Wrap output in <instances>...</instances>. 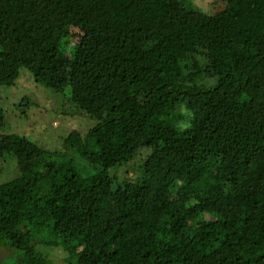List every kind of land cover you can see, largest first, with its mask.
Here are the masks:
<instances>
[{
  "label": "trees",
  "instance_id": "obj_1",
  "mask_svg": "<svg viewBox=\"0 0 264 264\" xmlns=\"http://www.w3.org/2000/svg\"><path fill=\"white\" fill-rule=\"evenodd\" d=\"M199 13L192 0H0L16 65L0 60V97L27 71L94 122L61 151L4 145L1 104L0 181L19 167L0 183L2 264L38 263V244L74 264H264V0H228L201 31ZM35 103L22 98L18 119ZM141 152L146 190L112 175Z\"/></svg>",
  "mask_w": 264,
  "mask_h": 264
},
{
  "label": "rangeland",
  "instance_id": "obj_2",
  "mask_svg": "<svg viewBox=\"0 0 264 264\" xmlns=\"http://www.w3.org/2000/svg\"><path fill=\"white\" fill-rule=\"evenodd\" d=\"M227 1L192 0L195 10L203 15L199 16L200 13L196 14L195 17H199L200 22L197 23V18H194L191 25L200 31L213 27L214 25L210 22L207 15L212 16L218 11H221L226 6ZM197 37L203 39L201 33L197 34L195 38ZM0 60L11 68L16 67L14 62L1 49ZM206 83L213 84L208 78L206 79ZM25 97H28L31 102L35 101L36 103L28 112L29 118L19 120L18 115L20 113L17 105ZM0 106L5 112H8L6 115L9 131L4 135L1 142L4 145L12 142L9 137L13 135L21 140L27 137L34 142L37 149L61 151L63 150V138L67 137L71 131L77 130L82 133L86 131L89 125L90 127L94 125V122L87 120L84 113L76 110L69 99H66V96L55 94L51 89L38 84L34 77L27 71L21 74L17 85L7 89L4 93L1 92ZM61 112L66 113V115ZM143 153L141 152L127 166L117 171H112V175L117 176L122 182L130 181L146 190L148 183L141 178L138 169L140 163H143L142 159H145L144 155H142ZM10 160L1 167L2 178L0 183L9 182L19 174L17 162L12 159ZM126 198L128 202L132 203L133 199L130 196ZM148 203H150L149 200ZM36 252L39 253L41 258L35 264H74V262L72 263L71 257L61 248L46 247L43 244H38L36 246ZM10 255L11 252L6 246L0 247V264L4 263Z\"/></svg>",
  "mask_w": 264,
  "mask_h": 264
}]
</instances>
